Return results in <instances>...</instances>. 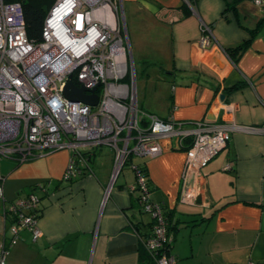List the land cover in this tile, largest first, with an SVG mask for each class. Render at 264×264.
Instances as JSON below:
<instances>
[{"label": "crops", "instance_id": "obj_1", "mask_svg": "<svg viewBox=\"0 0 264 264\" xmlns=\"http://www.w3.org/2000/svg\"><path fill=\"white\" fill-rule=\"evenodd\" d=\"M183 1L122 0L133 62L166 68L159 80L144 73L137 104L174 122L226 119L230 141L184 183L185 152L173 141L161 140L159 155L132 164L145 165L150 200L170 212L174 264H264V134L251 130L264 124V0H241L234 9L226 0L187 1L186 17L178 9ZM204 26L207 50L199 43ZM241 43L247 44L234 65L225 49ZM70 155L0 160V263L139 264V236L150 235L152 220L140 209L134 171L133 181L124 172L129 164L113 177L112 154L103 147L92 153L90 170L66 181ZM31 191L41 209L35 240L27 230L14 234L3 212ZM198 195L202 205L194 206Z\"/></svg>", "mask_w": 264, "mask_h": 264}, {"label": "built area", "instance_id": "obj_2", "mask_svg": "<svg viewBox=\"0 0 264 264\" xmlns=\"http://www.w3.org/2000/svg\"><path fill=\"white\" fill-rule=\"evenodd\" d=\"M121 19L118 0H56L47 12L42 38L35 43L27 37L21 5L0 0V159L25 160L68 150L73 159L63 179L72 181L80 175L79 165L87 162L84 154L91 156L106 147L112 154L113 177L128 164L135 173L134 188L141 194L138 203L152 220L150 235L139 237L142 248L151 254L169 244L172 236L162 205L150 200L146 178L132 160L157 156L161 140L173 141L185 152L184 183L193 174L200 175L227 146L231 128L226 119L181 123L142 111ZM206 31L209 28L204 26L199 41L204 50L211 47ZM69 81L84 88L86 96L97 95V105L67 101L62 91ZM251 130L264 134V125ZM3 212L14 220V234L26 229L33 232L34 240L39 237L35 194L16 199ZM154 261L174 264L169 253Z\"/></svg>", "mask_w": 264, "mask_h": 264}, {"label": "trees", "instance_id": "obj_3", "mask_svg": "<svg viewBox=\"0 0 264 264\" xmlns=\"http://www.w3.org/2000/svg\"><path fill=\"white\" fill-rule=\"evenodd\" d=\"M5 1L8 3H16V4L21 5L22 11H23V19H24V23H25V29H26L27 37L32 42H35V43L39 42L42 38V29H43L44 21L47 17V12L52 7V5L55 3L56 0H5ZM187 1L189 3L193 0H184L178 8L183 17L188 16L189 12H190V7L188 6V4H186ZM239 1H241V0H232L231 4H227V9H234L236 3ZM246 44L247 43H241V44H238L234 47H229V48L225 49L226 53L228 54L229 58L231 59V61L234 65H236L238 63V58L240 57V54H242V52L244 51ZM143 64L145 65L146 63L143 62ZM244 85H245L244 82H240L238 84H235L233 86V88L234 89L241 88ZM84 156L87 158V162L85 161V164L83 162L82 166L79 165L78 160L76 161V163L79 165L78 170L80 171V175L85 174L86 170L91 169V167H90V165H91L90 164L91 163L90 153H86V154H84ZM70 157L73 159V154H71ZM10 159L15 160L16 162H25V161H31V159H34V158L28 157L25 160H22L18 157H13ZM136 168L138 171L143 173V175L145 176L146 184H147V191H148V194H150L151 193L150 183L148 182V178L146 176L147 174H146L145 165L144 164H136ZM35 185H37V184H35ZM35 185H34V188H36ZM29 193H33V191H31ZM39 202H40V198H38V203ZM162 209L164 211V216L166 218L168 236H172V234H171V232H172V221H171L170 212L164 206H162ZM40 212H41V209L39 208V212L37 213V216H39ZM6 216H7V214L4 215V217H6ZM6 219H8V217H6ZM9 221L14 223V220H12V219H10ZM178 222H179V220H176L175 224H177ZM130 228H132V230H134L135 232L142 234L141 233V227L138 223L134 224L131 222ZM151 228H152V223L149 224V229L151 230ZM23 230H26V229H23ZM32 237H33V235H32ZM171 245H172V241L169 244L166 243L165 246L163 248H161V250H159L158 252L151 253V254L147 253L142 247H140L138 250L139 264H155V261H154L155 258L159 257L160 255H162L164 253L170 254Z\"/></svg>", "mask_w": 264, "mask_h": 264}, {"label": "rangeland", "instance_id": "obj_4", "mask_svg": "<svg viewBox=\"0 0 264 264\" xmlns=\"http://www.w3.org/2000/svg\"><path fill=\"white\" fill-rule=\"evenodd\" d=\"M123 2L121 0V9H122V19H121V27H122V30L123 32L126 34V36L129 38L130 35H132V31H131V28L130 26H128L126 24V18L124 17V14H123V10H124V7H123ZM125 6V5H124ZM127 38V40H128ZM129 41V40H128ZM128 48H129V51H130V43L128 42ZM131 54V52H130ZM132 63H133V66H134V70H135V74H136V85H139L140 83H142V78L144 79L145 78V75L144 73H148V74H151V73H154V74H157L159 77L158 80L160 78H163V74L165 75V69L161 64H156L154 62H147L145 65L143 63H140V62H133L132 60V57H130ZM142 70V72H141ZM58 152H61V151H58ZM136 159V158H134ZM133 159V160H134ZM0 160H7L5 158H1ZM0 162H5V161H0ZM0 168H3V166L0 164ZM124 172L127 173V175L129 174L130 176V179L131 181H133V172H132V169H126L124 170ZM37 222V221H36ZM29 231L32 235H33V232L30 231V230H27Z\"/></svg>", "mask_w": 264, "mask_h": 264}, {"label": "water", "instance_id": "obj_5", "mask_svg": "<svg viewBox=\"0 0 264 264\" xmlns=\"http://www.w3.org/2000/svg\"><path fill=\"white\" fill-rule=\"evenodd\" d=\"M227 4H231L232 0H226ZM63 96L66 98L67 101L70 103H82L87 106H96L98 103V96L92 95V96H86L85 95V89L84 88H76L73 82L69 81L63 88ZM185 204V203H182ZM194 206H201L202 200L200 195L196 197L195 203H193ZM189 204V205H193Z\"/></svg>", "mask_w": 264, "mask_h": 264}, {"label": "bare ground", "instance_id": "obj_6", "mask_svg": "<svg viewBox=\"0 0 264 264\" xmlns=\"http://www.w3.org/2000/svg\"><path fill=\"white\" fill-rule=\"evenodd\" d=\"M120 10H122L121 7H120ZM121 12H122V11H121ZM263 125H264V124H263ZM261 126H262V125H261ZM227 145H228V144H227ZM223 149H224V148H223ZM223 149H222V150H223ZM218 153H219V152H218ZM218 153H217V154H218ZM88 164H89V163H88ZM117 175H118V174H117ZM117 175L115 176V178L117 177ZM149 196H150V194H149ZM149 198H150V197H149ZM138 199H139V198H138Z\"/></svg>", "mask_w": 264, "mask_h": 264}]
</instances>
